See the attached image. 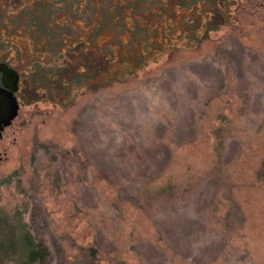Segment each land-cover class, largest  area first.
I'll return each instance as SVG.
<instances>
[{"label":"rangeland","instance_id":"rangeland-1","mask_svg":"<svg viewBox=\"0 0 264 264\" xmlns=\"http://www.w3.org/2000/svg\"><path fill=\"white\" fill-rule=\"evenodd\" d=\"M37 1L0 0V62L20 75L0 209L46 250L37 264H264V0L219 2L228 23L200 43L176 7L171 56L124 48L78 84L56 71L74 49L40 53L25 30Z\"/></svg>","mask_w":264,"mask_h":264},{"label":"trees","instance_id":"trees-1","mask_svg":"<svg viewBox=\"0 0 264 264\" xmlns=\"http://www.w3.org/2000/svg\"><path fill=\"white\" fill-rule=\"evenodd\" d=\"M56 2L61 10L53 16L51 9L56 6L50 4L48 0H38L37 6L32 11H28L29 20L24 24L25 30L35 42L45 41L40 53L48 51L55 55L57 52L62 57L63 52L69 54L74 49L77 55L65 58L62 67L56 68V71L62 73L64 77L74 79L77 84L81 83L83 78L91 77L90 71H94L95 76L106 72L107 66L114 63L116 57L123 56L121 51L124 48L127 52L133 50L130 56L132 61L138 64L146 62V58L162 47L164 50L171 49L172 47L168 45L170 24H166L165 21L173 18L174 8L196 14V18L192 20L193 25H206L202 36L197 37L192 33L190 38L200 43L205 40L209 31L217 30L219 25L228 23L226 11L221 10L218 3L224 2L223 7L226 9L233 4L232 2L227 4L226 0H57ZM57 15H61L59 20ZM209 15L213 17L212 21L208 20L203 24L202 18H208ZM24 17H26L25 13L20 19ZM190 24L187 20L184 21L183 26L187 28ZM86 30L89 37L87 36L85 42L81 39V33ZM77 31L78 40L69 44L70 37L66 36L76 34ZM101 39L104 41L99 43ZM36 51L40 50L36 48ZM172 52L173 49L169 51V56ZM87 61L91 66L87 65ZM81 67L84 71L79 72ZM42 76L43 68L36 66L29 77L37 87L44 81ZM17 215L8 217L0 209V264L42 263L47 255L46 250L34 241Z\"/></svg>","mask_w":264,"mask_h":264},{"label":"water","instance_id":"water-1","mask_svg":"<svg viewBox=\"0 0 264 264\" xmlns=\"http://www.w3.org/2000/svg\"><path fill=\"white\" fill-rule=\"evenodd\" d=\"M2 87H0V133L11 125L18 115L19 105L15 97L18 90L19 75L7 67L0 66Z\"/></svg>","mask_w":264,"mask_h":264},{"label":"flooded vegetation","instance_id":"flooded-vegetation-1","mask_svg":"<svg viewBox=\"0 0 264 264\" xmlns=\"http://www.w3.org/2000/svg\"><path fill=\"white\" fill-rule=\"evenodd\" d=\"M1 65H6L7 67H9L10 69H13L15 70L14 68H12L10 65H8L7 63H3V62H0V66ZM16 71V70H15ZM17 72V71H16ZM18 73V72H17ZM19 75V74H18ZM19 80H20V75H19ZM18 86H19V82H18ZM0 87H2V74L0 73ZM15 95V94H14ZM16 97V96H15Z\"/></svg>","mask_w":264,"mask_h":264}]
</instances>
